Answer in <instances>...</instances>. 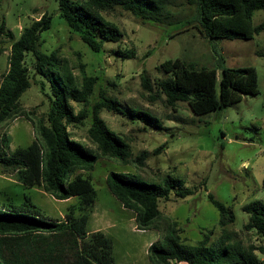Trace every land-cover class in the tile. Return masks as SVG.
<instances>
[{"label": "rangeland", "instance_id": "rangeland-1", "mask_svg": "<svg viewBox=\"0 0 264 264\" xmlns=\"http://www.w3.org/2000/svg\"><path fill=\"white\" fill-rule=\"evenodd\" d=\"M45 14L52 16L53 21L51 29L41 36V50L47 54L56 51L79 84L81 65L88 75L97 78L87 104L71 102L74 113L85 110L87 118L81 124L68 125V133L99 155L94 170L82 172L92 178L97 190V200L88 210L87 230L89 234L101 231L111 237L115 264H152L148 249L162 234L155 229H137L135 213L125 209L107 187L106 178L111 171L128 173L148 183H161L163 177L171 175L195 190L186 199L172 193L168 200L159 201L162 227L167 220L176 222L185 244L196 245L206 236L214 244L222 236L219 212L208 199L210 193L234 214L235 222L226 227L230 232L247 246H264L254 231L244 229L248 215L242 210L253 200H264V31L249 40H209L197 28L196 7L188 0H169L160 21L137 18L122 7L103 13L123 37L118 43H105L103 51L95 53L61 18L57 0H0V23H5L0 43V82L8 71L13 41ZM263 21L264 10L255 12L253 25ZM9 34H13V39ZM127 52L134 56L124 57ZM175 59L196 68H215L219 78L225 67H253L258 75V94L244 96L239 102L202 116L194 115L186 102L169 107L159 87L167 76L159 67ZM32 61L28 56L31 88L19 105L40 117L49 109L50 97L46 93L51 94V87L45 81V88L41 89L44 79L35 73ZM143 77L149 79L152 91L144 87ZM102 96L116 98L127 110L128 114L123 115L104 107L100 116L129 145V164L102 157L88 135L93 106ZM135 110L147 114L149 121L133 114ZM2 132L10 135L12 151L29 146L35 139L32 124L24 118L3 123ZM143 153L147 154L144 166L135 162ZM25 196L45 215L59 220H65L70 205L78 204L75 198L57 200L39 186L26 187L15 173H0V207L20 204ZM257 254L264 264V252Z\"/></svg>", "mask_w": 264, "mask_h": 264}, {"label": "trees", "instance_id": "trees-1", "mask_svg": "<svg viewBox=\"0 0 264 264\" xmlns=\"http://www.w3.org/2000/svg\"><path fill=\"white\" fill-rule=\"evenodd\" d=\"M61 18L77 32L81 40L95 53L105 43H118L123 33L103 13L117 7L130 11L143 20L160 21L169 0H57ZM196 7L197 28L209 40H249L264 31V21L253 25L255 12L264 10V0H188ZM53 18L43 15L25 27L11 45L8 71L0 82V127L3 123L24 118L34 128L35 139L27 147L11 150L8 132L0 134V173H15L26 187H41L57 200L78 199L70 205L65 220L54 219L25 196L20 204L9 203L0 207V264H115L114 243L101 231L89 234V211L97 200V190L91 172L99 159L82 143L68 133V125L81 124L87 113H74L72 101L87 104L94 93L97 78L88 75L82 67V84H79L68 65L63 64L56 51L47 54L41 50V36L52 27ZM5 34V23H0V43ZM13 39V34H9ZM42 79L50 84L51 94L46 115L38 117L34 111L20 109V99L31 88L27 57ZM133 52L124 53L132 58ZM159 70L166 78L159 83L165 103L175 108L186 102L196 116L222 110L239 102L244 96L258 94V75L253 67L223 68L219 78L215 68H196L182 59L167 60ZM142 83L152 91L148 78ZM127 115V110L116 98L102 96L93 106L92 123L88 130L91 141L97 145L102 157L118 159L126 165L131 162L129 145L113 133L100 116L102 108ZM133 114L146 122L150 117L141 111ZM157 150L156 152H158ZM147 154L135 162L144 166ZM109 191L128 210L135 213L138 230H158L162 236L148 249L152 264H261L257 251L264 246L245 245L226 227L235 222L234 214L212 194L208 199L219 212L218 224L222 236L214 244L209 236L196 245L182 242L176 222L160 223L159 201L168 200L173 193L186 199L195 190L186 187L182 180L171 175L161 183H148L128 173L111 171L106 178ZM264 186V178H263ZM248 215L244 226L264 241V200H253L243 206ZM79 213V214H77Z\"/></svg>", "mask_w": 264, "mask_h": 264}, {"label": "built area", "instance_id": "built-area-1", "mask_svg": "<svg viewBox=\"0 0 264 264\" xmlns=\"http://www.w3.org/2000/svg\"><path fill=\"white\" fill-rule=\"evenodd\" d=\"M174 264H188L186 262H173Z\"/></svg>", "mask_w": 264, "mask_h": 264}]
</instances>
